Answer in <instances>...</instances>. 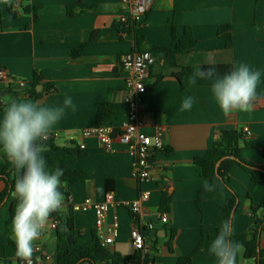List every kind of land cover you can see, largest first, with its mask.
Masks as SVG:
<instances>
[{
	"label": "crops",
	"instance_id": "0c3cea01",
	"mask_svg": "<svg viewBox=\"0 0 264 264\" xmlns=\"http://www.w3.org/2000/svg\"><path fill=\"white\" fill-rule=\"evenodd\" d=\"M125 13L123 0H0V69H5L14 81L29 84L35 73L42 79L36 97L0 81V97L48 106L62 104L66 96L72 98L74 110L67 109L49 135H56L53 140L57 147L70 151L69 166L83 172L75 184H63L70 196H64L62 213L74 221L78 247L90 243L93 233H98L95 211H84L82 206L86 200L103 202L110 180L116 204L109 210L108 226L115 220L119 225L118 235L108 246L111 251L122 256L137 252L131 237L135 221L126 204L147 191L150 198L143 212L145 221L155 222L160 233L156 237L159 264H177L179 258L191 255L203 239L202 228L206 240L193 264H217L208 246L217 235L221 206L231 194L227 189L213 190L199 208V192L208 189L210 182L194 159L204 156L223 131L244 134L243 128L248 126L251 136H245L240 144L241 157L250 165L264 167V0H151V10L139 31L145 50L157 59L149 69L141 131L153 135L159 126L163 127L168 150L156 154L154 178L143 184L134 176L133 158L126 145L115 141L114 151L107 152L97 137L83 135L97 127L101 104H107L111 111L102 125L119 128L126 119V75L120 58L133 52L134 39L117 29ZM187 31L196 42L195 48L178 53L172 60L167 51H174ZM94 34V41L74 57V51L90 42ZM241 63L261 73L256 98L248 111L225 114L214 99L212 80L197 77L196 83L189 85L192 75L181 80L175 75L181 68L222 66L225 72L217 75L223 76ZM187 96L194 98L193 106L182 110ZM80 151L85 157L79 158ZM4 156L0 152V161ZM230 179L240 197L233 232L246 234L254 224L251 206L264 202V186L254 182L250 172L239 165L232 167ZM6 189L0 180V194ZM165 196L170 197L166 212L169 222L161 224ZM14 199V195L8 196L0 204V264H18L11 246L15 243L12 222L8 225ZM56 227V221L49 219L45 233L34 242L32 257L39 255L36 248H41L43 255V261L36 264H57ZM174 230L170 249L168 242ZM261 247L264 249V232ZM240 264L254 261L242 257Z\"/></svg>",
	"mask_w": 264,
	"mask_h": 264
},
{
	"label": "clouds",
	"instance_id": "9594fccd",
	"mask_svg": "<svg viewBox=\"0 0 264 264\" xmlns=\"http://www.w3.org/2000/svg\"><path fill=\"white\" fill-rule=\"evenodd\" d=\"M197 77L212 80L214 99L220 110L229 114L252 108L261 73L243 63L234 65L232 71L223 76H218L213 67L196 68L189 77V85H194ZM193 103L192 96L185 97L182 110H190ZM0 105H3L0 112V152L6 155L17 172L13 193L17 203L11 224L16 256L32 264L34 242L45 233L51 215L63 211L64 204V195L60 191L63 169L48 170L42 155L45 151L42 142L48 139L66 110H74L75 105L70 96H66L62 104L54 106L5 96L0 97ZM232 237L231 222L225 220L208 246V253L217 264H237V257L244 246Z\"/></svg>",
	"mask_w": 264,
	"mask_h": 264
},
{
	"label": "trees",
	"instance_id": "16d2710c",
	"mask_svg": "<svg viewBox=\"0 0 264 264\" xmlns=\"http://www.w3.org/2000/svg\"><path fill=\"white\" fill-rule=\"evenodd\" d=\"M117 29L120 32H127L133 36L134 39V50L136 53L148 52L145 50V41L140 36V31L135 28H127L124 25L118 23ZM94 34L91 41L82 45L80 49L74 51L73 55L78 56L81 51L86 48L96 38ZM184 40L180 41L176 45L174 51H167V56L172 60L178 53L189 51L195 48L196 42L192 39L189 31L186 32ZM175 65V64H174ZM213 67L216 74L225 72L222 66H203L198 67L201 69H207ZM196 68H181L180 72L176 73V77L181 80L185 75H192ZM42 83L41 76L37 73L34 74L33 80L28 84L24 90L26 96L36 97L39 95L37 92L38 86ZM53 90L52 87H48ZM20 95V94H18ZM111 115V111L107 104H101L97 114V127L101 126L105 119ZM245 140V134L238 130H226L223 131L219 140H217L213 147L207 151L204 156L197 157L194 159V163L202 169V175L206 180L210 182L208 189L199 192L197 198V205L200 208L201 203L205 196L213 190L227 189L231 196L221 206V217L220 225L216 229L218 233L219 228L223 221L228 220L231 222L232 228L234 224V218L240 207V197L232 189L230 184V171L234 165H239L252 175V180L264 186V167H257L250 165L241 157L240 144ZM45 146V151H50L44 155L47 161L48 170H54L56 167L63 169L62 187L60 191L64 196L69 197L70 194L63 187V184H75L82 175V171L73 170L68 162L67 156L70 151L68 149H60L55 145L53 138H48L42 142ZM168 148L165 149L167 151ZM164 151V152H165ZM63 152V154H61ZM170 153V152H169ZM85 155L80 151L79 158H83ZM224 160L220 167H217L218 163ZM233 158V159H232ZM17 179V172L14 166L7 159L6 155L0 161V180L4 181L7 189L3 194H0V204L6 199V197L13 195L14 185ZM108 192H112L113 181H107ZM251 199V197H248ZM170 197L165 196L162 199L161 213L169 211ZM16 198L11 202L10 205V219L8 225L11 224L16 207ZM251 217L254 219V224L250 232L246 234H235L233 232V239L243 244V253L241 252L237 257V264H240L242 257L246 260L254 261V264H264V249L261 247V236L264 232V202L260 205L251 206ZM50 219L56 221V240H57V264H152L159 253L158 250V238H149L152 243V255L144 256L142 251L137 250L133 256H122L119 253L111 251L107 245H105L102 239L97 233H93L92 240L90 243L78 247V238L75 234V225L73 219L65 216L62 212L53 213ZM203 239L197 249L189 256H183L179 258L177 264H193L195 256L202 250L206 237L204 228H202ZM176 231H171L170 241L168 246L171 249V242L175 238ZM11 246L16 250V244L11 243ZM23 260L18 258V264Z\"/></svg>",
	"mask_w": 264,
	"mask_h": 264
},
{
	"label": "built area",
	"instance_id": "2783aa9c",
	"mask_svg": "<svg viewBox=\"0 0 264 264\" xmlns=\"http://www.w3.org/2000/svg\"><path fill=\"white\" fill-rule=\"evenodd\" d=\"M126 13L120 17L119 23L127 28L140 30L144 24V18L151 10V0H123ZM156 55L152 52L136 53L132 52L120 58V67L126 75V88L123 103L127 110L125 121L119 128L112 126H98L92 130L83 132L85 137H97L107 152L114 151L115 141L127 146L129 154L133 158L134 176L139 184L153 180L156 170V154L164 152L166 144L164 141L165 129L158 127L153 135H147L141 131V115L145 105V96L150 86L149 69L156 63ZM0 81H7L10 85H15L19 90H25L28 86L26 82L14 81L5 69H0ZM245 136L250 137L251 131L248 126L243 128ZM55 136L49 135L48 138ZM150 198V193L141 191L139 198L134 202H129L126 207L134 217L135 227L131 232V237L136 250L142 251L143 255H152V243L149 241L148 232L156 231V223L145 221L143 205ZM116 204L114 192H108L103 202H93L86 200L82 209L88 211L93 209L96 213V226L98 236L107 246L114 242L118 235L119 225L115 222L108 226V216L111 206ZM161 224H168V214H160ZM109 236V237H108ZM39 255L31 257L32 264L43 261L41 248H36ZM20 264H27L22 261ZM152 264H159L156 259Z\"/></svg>",
	"mask_w": 264,
	"mask_h": 264
},
{
	"label": "water",
	"instance_id": "95a60500",
	"mask_svg": "<svg viewBox=\"0 0 264 264\" xmlns=\"http://www.w3.org/2000/svg\"><path fill=\"white\" fill-rule=\"evenodd\" d=\"M171 1H173V0H171ZM226 159H229V157L223 158V159L218 163L217 167H220L221 163H222L224 160H226ZM232 159H233V158H232ZM159 235H160V233H159L158 231H152V232H148V233H147V236H150V237H152V238H156V237L159 236Z\"/></svg>",
	"mask_w": 264,
	"mask_h": 264
}]
</instances>
